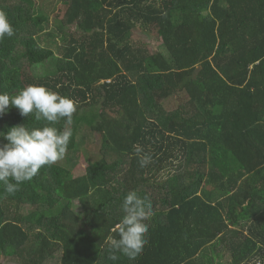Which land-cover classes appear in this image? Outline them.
Here are the masks:
<instances>
[{
  "label": "trees",
  "instance_id": "16d2710c",
  "mask_svg": "<svg viewBox=\"0 0 264 264\" xmlns=\"http://www.w3.org/2000/svg\"><path fill=\"white\" fill-rule=\"evenodd\" d=\"M63 1L50 24L34 0H0L15 33L0 41V94L74 100L55 126L84 127L100 153L81 176L59 160L14 194L0 183V264H197L211 247L213 263L264 264V0ZM45 123L11 108L0 143ZM129 191L152 205L147 244L112 261Z\"/></svg>",
  "mask_w": 264,
  "mask_h": 264
},
{
  "label": "clouds",
  "instance_id": "9594fccd",
  "mask_svg": "<svg viewBox=\"0 0 264 264\" xmlns=\"http://www.w3.org/2000/svg\"><path fill=\"white\" fill-rule=\"evenodd\" d=\"M14 34L6 13L0 11V41ZM11 108L18 109L22 117L33 114L36 121L46 122L42 127L31 129L25 124L16 125L3 135L7 142L0 143V183L7 193L14 194L20 184L31 181L42 167L51 166L65 157L72 130H60L55 125L61 120L70 125L78 105L43 85H29L16 95L0 94V117ZM135 153L141 167L152 162L151 154L142 146H136ZM122 209L124 215L116 225L119 239L109 241V259L112 261L119 258L117 253L135 260L147 244L148 225L145 221L152 215V205L136 191H129L123 199Z\"/></svg>",
  "mask_w": 264,
  "mask_h": 264
},
{
  "label": "rangeland",
  "instance_id": "374dc122",
  "mask_svg": "<svg viewBox=\"0 0 264 264\" xmlns=\"http://www.w3.org/2000/svg\"><path fill=\"white\" fill-rule=\"evenodd\" d=\"M38 6L41 8L46 9V13L49 12V19L50 24H53L55 21L54 18H57L56 15L62 17L63 13L65 12V5L63 0H34ZM154 37V35H151ZM150 36V37H151ZM151 43H149L150 48L152 50H156L157 43L152 38L150 39ZM66 128H71L72 130V137L70 143L73 145L74 150L68 152V157L71 163L69 165L66 163V156L59 162L60 165L68 167L72 174L71 178L81 176L85 173L86 167L95 161L99 157L100 151V141L99 137L93 134H88L84 127H76V126H67ZM85 135V136H84ZM66 158V159H65ZM73 210H78V205L74 201L73 202ZM80 211V209L78 210ZM225 254L224 258L217 259L216 264L218 261L222 263L227 262L228 257H226V253L224 251L223 255ZM1 261L4 264H13L9 263L6 258L1 257ZM195 262L197 264H212L211 260L209 259V250L204 251L196 257ZM259 263V261L257 262Z\"/></svg>",
  "mask_w": 264,
  "mask_h": 264
},
{
  "label": "crops",
  "instance_id": "0c3cea01",
  "mask_svg": "<svg viewBox=\"0 0 264 264\" xmlns=\"http://www.w3.org/2000/svg\"><path fill=\"white\" fill-rule=\"evenodd\" d=\"M197 69L199 70V68H197ZM207 250H209V259L211 260V262H213V261H212V252H213V251H216V249L213 248V247H211V248H208V249L206 248V249H205V251H207ZM217 251H218V250H217ZM215 263H216V262H214V263H212V264H215Z\"/></svg>",
  "mask_w": 264,
  "mask_h": 264
}]
</instances>
